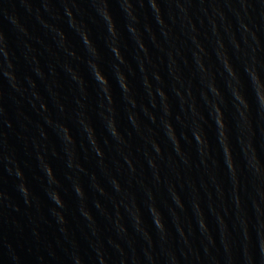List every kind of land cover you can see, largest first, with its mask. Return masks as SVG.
Instances as JSON below:
<instances>
[{
    "label": "water",
    "instance_id": "water-1",
    "mask_svg": "<svg viewBox=\"0 0 264 264\" xmlns=\"http://www.w3.org/2000/svg\"><path fill=\"white\" fill-rule=\"evenodd\" d=\"M0 264H264V0H0Z\"/></svg>",
    "mask_w": 264,
    "mask_h": 264
}]
</instances>
